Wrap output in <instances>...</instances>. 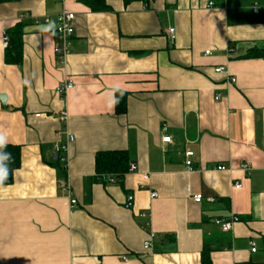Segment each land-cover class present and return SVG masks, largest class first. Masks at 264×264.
Returning <instances> with one entry per match:
<instances>
[{
  "label": "crops",
  "instance_id": "obj_1",
  "mask_svg": "<svg viewBox=\"0 0 264 264\" xmlns=\"http://www.w3.org/2000/svg\"><path fill=\"white\" fill-rule=\"evenodd\" d=\"M106 4L0 1V135L21 149L13 181L0 184V264H202L204 243L212 264H264V57L244 58L264 52L254 11L264 0ZM63 11L76 28L64 65L56 29L41 30ZM18 24L19 65L3 45ZM70 134L65 168L55 145ZM111 150L136 164L121 180L96 176V154ZM234 216L228 232L215 223Z\"/></svg>",
  "mask_w": 264,
  "mask_h": 264
},
{
  "label": "built area",
  "instance_id": "obj_2",
  "mask_svg": "<svg viewBox=\"0 0 264 264\" xmlns=\"http://www.w3.org/2000/svg\"><path fill=\"white\" fill-rule=\"evenodd\" d=\"M213 5V1L209 3V6ZM259 10V8L254 7V11L255 13H257ZM21 18L24 17V15L20 16ZM54 21L55 22V29H56V37H57V41L55 42V54L56 57L59 59V62L61 64H65L67 61V56L69 55L70 51H71V39L73 37V35L75 34L76 28L74 27V20H75V13L69 12V11H63L62 14L58 15L56 18H52L50 16L46 17L43 21L44 23H46L47 21ZM169 33H170V39L173 41L175 38V28H170L169 29ZM8 41H9V36L7 33H5L4 37H3V45H5L6 47L8 46ZM206 54H210V51L207 50L205 52ZM217 72H224L225 69L223 67H217L215 68ZM230 81L231 82H235L236 78L233 76H230ZM73 83L72 82H68L62 86H59L58 91L60 94H65V92L69 89L73 88ZM220 95L217 94L215 96V99L219 100ZM62 118L65 120L67 119V112L65 111L62 114ZM164 130H166V127H164ZM75 137L74 135L70 134L68 136V141L66 142V144H62V143H57L55 145L56 148V155H57V160L59 163H62L63 166L66 168L67 167V161H68V157H67V150H68V144L69 142L74 141ZM162 141L164 143H171L172 141V137L169 135H166L162 138ZM186 156V166H187V170L188 171H193L194 170V166H193V156H194V152L191 150L186 151L185 153ZM242 167L244 169H246L248 167V164H243ZM136 169V164L132 163L130 166V171H134ZM217 169L219 170H225L226 167L224 165H218ZM145 178H149L148 175L144 174ZM142 186H144V183L142 182L141 184H139V187L142 188ZM236 188L241 187L240 183H236L235 184ZM158 196L157 192H151V197L152 198H156ZM204 198L203 194H197L193 196V199L195 202L200 203L202 202V199ZM134 200H135V196L133 194H129L127 196V201H126V206L127 208L129 207H133L134 204ZM206 200L208 202H214V198L212 197H208L206 198ZM76 204V199H72L71 200V206L74 207ZM147 213H143L142 216H146ZM238 220V218H236L235 216L233 217L232 220L229 219H225V218H218L215 220L216 225H219L221 227V229L223 231H230L233 228L234 222ZM149 238L147 240H145L143 248L144 249H150L153 245V241L156 238V235L154 233H150L149 234ZM251 246H252V250L255 251L256 247H255V243L253 241L250 242Z\"/></svg>",
  "mask_w": 264,
  "mask_h": 264
},
{
  "label": "trees",
  "instance_id": "obj_3",
  "mask_svg": "<svg viewBox=\"0 0 264 264\" xmlns=\"http://www.w3.org/2000/svg\"><path fill=\"white\" fill-rule=\"evenodd\" d=\"M2 1V0H0ZM88 6L91 11H107L109 9L108 4H106V0H78ZM133 0H125V3L128 4ZM150 2L151 0H146ZM258 21L264 23V9L258 10ZM8 34V33H7ZM9 41L8 46L6 47L5 52V60L11 64H17L22 62L23 53H24V44H23V36L24 29L22 24H18L16 27L11 29L8 34ZM264 57V52L261 50L251 49L247 52L244 58H258ZM118 102V99H117ZM126 107L120 106L118 103L117 111L125 112ZM2 151L10 154V160L7 161L8 165V178L0 184L7 185L13 181V174L16 169H18L21 164V149L16 145L6 144V146L2 149ZM96 176L105 177L115 175L119 180H121L124 175L127 173L130 166V157L128 151L124 150H111V151H100L96 154ZM203 257L202 264H212L210 263V253L212 248L208 246L207 243L203 245Z\"/></svg>",
  "mask_w": 264,
  "mask_h": 264
},
{
  "label": "clouds",
  "instance_id": "obj_4",
  "mask_svg": "<svg viewBox=\"0 0 264 264\" xmlns=\"http://www.w3.org/2000/svg\"><path fill=\"white\" fill-rule=\"evenodd\" d=\"M55 28L54 21H47L45 25L41 26L43 32H50ZM7 144V138L4 135H0V183H3L8 178V165L7 161L10 160V154L2 151Z\"/></svg>",
  "mask_w": 264,
  "mask_h": 264
},
{
  "label": "water",
  "instance_id": "obj_5",
  "mask_svg": "<svg viewBox=\"0 0 264 264\" xmlns=\"http://www.w3.org/2000/svg\"><path fill=\"white\" fill-rule=\"evenodd\" d=\"M0 99L2 100V102H5L6 95L4 96V95H1V94H0Z\"/></svg>",
  "mask_w": 264,
  "mask_h": 264
}]
</instances>
